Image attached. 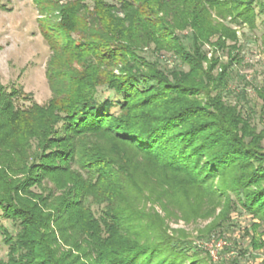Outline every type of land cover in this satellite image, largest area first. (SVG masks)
Segmentation results:
<instances>
[{
    "label": "trees",
    "instance_id": "1",
    "mask_svg": "<svg viewBox=\"0 0 264 264\" xmlns=\"http://www.w3.org/2000/svg\"><path fill=\"white\" fill-rule=\"evenodd\" d=\"M87 1L33 0L56 18L41 23L46 104L0 85V211L16 227H0V264H209L169 221L212 219L207 234L241 207L264 227V130L240 108L246 90L226 100L241 63L229 24L256 30L264 0ZM105 86L121 99L99 102Z\"/></svg>",
    "mask_w": 264,
    "mask_h": 264
},
{
    "label": "rangeland",
    "instance_id": "2",
    "mask_svg": "<svg viewBox=\"0 0 264 264\" xmlns=\"http://www.w3.org/2000/svg\"><path fill=\"white\" fill-rule=\"evenodd\" d=\"M65 3L69 0H58ZM109 3L118 4V0H107ZM92 5L90 0L87 1ZM4 4L11 8V12L0 11V85L8 91L12 88L21 89L30 94V100L20 98L18 105L29 107L32 103L46 104L52 97V92L46 77L47 63L51 56V50L41 33V23L45 20L56 22L55 16L47 12L41 16V12L33 0H5ZM229 22V21H227ZM239 38L241 48L235 53L241 59L240 64L231 67L230 90L231 95L226 100L232 104L239 102L242 90H246V98L240 99V108L245 116H250L252 124L258 131L264 130V105L258 98L256 88L264 87V14L258 17V28L249 30L246 25L230 23ZM189 31L183 32V36H189ZM187 46L189 39H184ZM215 46L206 45L205 50L209 51V57L214 52ZM239 52V53H238ZM222 60L227 62V53L218 52ZM147 58L151 61L160 60L161 68L172 69L182 67L188 70L187 66H181L179 59L168 53H155L152 50L146 51ZM118 73V70H116ZM99 102L106 99L120 100L121 97L105 87L98 88L96 95ZM118 112V108L114 109ZM264 146V142H263ZM157 210L164 215L160 207ZM93 209L98 210L96 205ZM220 209L217 210V213ZM212 219L186 224L170 220L172 229L185 231L189 239L183 245L189 254L200 253L205 256L209 264H230L238 259L240 264H264V247L255 248L254 240L264 241V227L256 232L254 224L260 221L246 210L238 207L234 209L224 227L215 231L202 234V230L210 224ZM4 226L11 232H16L15 225L2 217L0 211V227ZM210 250H215L218 256L214 260ZM8 248L4 243L0 230V259H6Z\"/></svg>",
    "mask_w": 264,
    "mask_h": 264
},
{
    "label": "built area",
    "instance_id": "3",
    "mask_svg": "<svg viewBox=\"0 0 264 264\" xmlns=\"http://www.w3.org/2000/svg\"><path fill=\"white\" fill-rule=\"evenodd\" d=\"M210 253H211V255H212L214 260L218 259V256L216 255V251L215 250H210Z\"/></svg>",
    "mask_w": 264,
    "mask_h": 264
}]
</instances>
